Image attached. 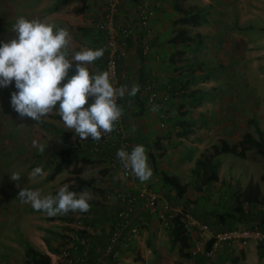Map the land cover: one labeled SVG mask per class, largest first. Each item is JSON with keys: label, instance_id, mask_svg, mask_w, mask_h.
<instances>
[{"label": "crops", "instance_id": "crops-1", "mask_svg": "<svg viewBox=\"0 0 264 264\" xmlns=\"http://www.w3.org/2000/svg\"><path fill=\"white\" fill-rule=\"evenodd\" d=\"M47 1H42L38 8V15L41 16L40 19L47 22H59L60 25L58 27L62 28L65 26V28H70L69 21H72L71 24L75 26L73 36L75 37V41H80L81 43L78 45L76 43L70 49L67 48L69 57L74 52L80 50L81 47L102 48V32L95 30L93 24L102 17L104 9L103 0H82L84 9L81 11L80 19H75L76 16L69 17V14L65 12L67 9L66 4L57 5L58 3H53L43 7L44 2ZM141 2L146 3L152 12L148 19L149 27L145 29L137 25L135 7ZM175 4L179 5L178 9ZM191 6L203 9V12H206V16L204 17L203 15V21L196 25H187L185 27L188 33L201 37L198 40L199 44L194 43L186 46L172 45L170 39L178 28H176V22L181 16L179 10L181 8V10L187 11L188 7ZM238 10L240 13L237 12ZM235 14L237 17H240L238 22L234 21ZM115 20L132 30V34L129 37H125L122 40L119 39V42L124 41L125 43L124 47H120L124 55L118 59L119 73L124 74L125 77L121 81L123 85L131 87L133 84H136L139 87V91L135 95H125L118 98L117 103L122 111L120 121L123 123L125 129L129 151L136 144H143L145 146L153 173L151 178L148 181L141 182L132 173L128 180H121L116 169L112 167L111 154L104 148L94 151L91 138L81 140L71 130H69V137L68 131H63L60 136L61 139L68 138L73 143V146H70L67 151L70 157L67 167L60 170L55 169L57 164L56 159H59V156L56 154L58 149L44 153L50 157L51 161L53 159L54 162L42 163L36 161L43 155L42 153H38L39 157L34 160V163L23 165L25 178H22L26 181L24 183L26 187H29V183L33 181L32 185L34 187L50 184L51 187L56 188L64 177L63 173L69 172V182L67 184H69L70 189L77 193L86 191L90 194V208L87 212L70 211L79 213L76 215L78 216L75 220L76 227L78 228V233L87 238L89 249L93 248V244L89 242L90 238H94L92 242H95L105 237L107 243L116 212L122 207L118 202H109L106 198L104 200V195L107 192L116 190L118 187L133 192L140 185L148 184L159 190L162 202H168L176 210L183 208V201H186L185 199L187 198L183 197V201H177L176 197L173 196V190L160 179L161 174L176 175L182 185L185 186L181 176L178 175L181 167H184V164L180 160L181 157L187 155L189 158L190 155H193V161H195L202 151H207L208 147L216 145L214 142L206 139L205 132L204 136L202 134L197 137L198 134L196 132L203 133V130L200 128H202V123L206 122L205 117L202 118L198 114H194L192 117L185 118L179 116L181 113L177 112V110L170 111L169 107L174 103L172 96L171 98L169 97L170 101H172L168 102L166 106L169 111V117L167 116V121L161 120L160 115H158L159 109H151L146 102V95L142 90V86L147 80L156 81L160 88H158L159 91L164 93L172 91L176 86H180V81L185 74L188 76L187 79H191L192 76L193 81H196L203 74L225 76L226 86H221L219 89L216 88L210 94L209 100L216 106L213 111L216 110L217 113L213 114L211 110L209 111L208 120L211 125L207 126L209 128L208 133L212 134L216 132L215 139H232V143L235 144L240 141L245 133L251 134L248 125L255 123L256 127L262 132L264 139V100L260 103L259 100L255 99V96H248L242 86L253 85L257 82L259 84L258 87L264 91V0H121ZM235 26H238V29L235 30ZM144 44L148 45L146 53H142ZM75 47H78V49H74ZM177 51L182 52L181 56L173 55ZM190 53L192 57L189 56ZM105 54L106 51L90 65L92 72H100ZM176 68H180V71L177 73L178 75H173ZM232 78L236 79L233 80ZM194 91L201 92L199 88H196ZM212 100L215 101L212 102ZM183 102L185 103L186 100L182 101L181 104ZM218 104L224 106L225 110H222L223 114L218 111ZM209 105L212 107L210 103ZM182 106L184 105L182 104ZM197 109H201V107L197 106ZM185 119L187 122L194 123L195 128H192L190 135L194 134L197 141L190 144L193 147L188 148L185 146L184 152H180L179 154V151L172 152L170 149H167L166 144L168 142L171 144L176 138L177 121ZM160 122L165 123L164 126H160ZM213 123H221L222 125L218 128L217 125L213 126ZM178 131L180 130L178 129ZM251 135L254 136L253 134ZM190 139L191 136H188L187 141ZM82 158L88 161L78 163L77 160H81ZM37 166L41 167L43 174L33 176L32 170ZM75 169H80V172H74L73 170ZM224 170V166L219 162L217 169L218 178L215 181L219 185L224 182L222 178ZM232 170L230 168V171ZM239 170V168H235L237 173ZM88 171H98L96 180L93 182V187L97 189L95 190L96 194L92 193L91 189H89L90 191L86 188L82 189V183L78 181L79 179L86 180V173ZM262 172L257 176L258 178H253L247 174L244 175L241 179L242 188L240 190L237 188L231 192V195L235 198V193H238L239 198L249 181L257 183L259 191L262 192L264 185L259 180ZM237 173L231 172L226 176L229 187L233 184L237 186L240 183H237V178L242 175H240V172L239 174ZM60 175L62 176L60 177ZM194 177L196 179L192 183L197 182L199 176L195 174ZM212 183L208 185H212ZM203 186L206 187L207 185ZM200 193L202 192L200 191ZM220 195H225V193H220ZM253 205L248 203L242 205L244 218L247 220L242 223L243 225L247 223L245 225L251 226L257 223L261 216H264V204L260 205L261 207L256 206L252 208ZM35 211V209L25 211L24 218L27 216L41 217V215L49 217L43 211H39V215L33 214ZM198 213L204 221L207 217L211 216L213 218V223L208 224L214 231L241 225L239 221H221L217 218V212L210 213L203 211L200 206ZM177 221L178 218L175 217L172 224L175 225L174 223ZM131 224L139 226L141 235L131 240L127 248L133 247L135 242L139 243L141 247L144 241L149 246L148 248L151 252L156 250L157 244L163 250L162 244L164 243V238L170 241L171 245L176 246V242L174 243L173 240V226L170 229L164 228L155 213L147 211L140 204L134 209ZM81 228H90L99 232L87 234L81 231ZM164 229L168 230L166 234L164 233ZM28 232L30 234L34 231ZM38 235L35 232L33 234L34 238L30 241L28 240L31 245L36 244V236ZM45 244L43 246L46 252V249L55 251L56 247L54 243L51 244L48 240ZM259 244L264 245L263 243ZM259 244L249 240L233 249L224 248L217 254L215 261L219 264H264V255L259 257L264 250V246L259 248ZM176 249L178 251V246ZM184 252H186V249L183 250ZM159 254L164 255L162 251H159ZM120 255L118 254L116 256L117 259L113 260L117 264H122L118 260ZM107 257L110 258V256ZM160 257L162 256L158 258ZM199 260L202 259L198 258L196 262L192 263L195 264ZM202 261L206 264L209 263L204 259Z\"/></svg>", "mask_w": 264, "mask_h": 264}, {"label": "rangeland", "instance_id": "rangeland-1", "mask_svg": "<svg viewBox=\"0 0 264 264\" xmlns=\"http://www.w3.org/2000/svg\"><path fill=\"white\" fill-rule=\"evenodd\" d=\"M42 1L47 0H0V40L7 41L14 36L13 25L18 17L24 16L26 18L35 17L40 19L41 16L38 15V8L40 7V3ZM44 3L45 4H43V7L45 5H51L53 3L57 4L58 0H48ZM82 4H84L82 3V0H70V2L66 3L67 9L65 12L69 14V17L76 16L75 19H80L81 12H78L77 10L81 6H83ZM237 12L240 13L239 10ZM203 15L205 17L206 12H203ZM239 18L240 17H237V15L235 14L234 21L238 22ZM50 23H53L56 26L60 25L59 22L50 21ZM69 23L70 28H66L71 36L68 44V49H70L72 46H75L76 43V45L81 43L80 41H75V37L73 36V30L75 29V26L71 24L72 21H69ZM176 25V28L179 27L178 24ZM236 29H238V26H235V30ZM74 49H78V47H75ZM179 56H181V54ZM189 56L192 57L191 53L189 54ZM179 71L180 68H176V70L173 72V75L177 74ZM187 77L188 76L185 74L183 76L184 79H181V88H179L180 86H176L172 91L170 90L164 93L160 92L161 94H167V100L162 103L160 107H157V109H159L158 115L163 116V118H160L161 120L163 119L167 121V116L169 117V111L166 106L168 102L172 101H170L169 99V97L171 98L172 96L174 103L171 107H169L170 111L177 110V112L179 113L184 112L185 118L192 117L194 114H198L202 118L205 117L206 122H203L202 128H200L203 130V133H199V131L196 132L198 134L197 137L202 134L204 136L205 132V135L207 137L206 139H208V141L210 142H214L219 146L220 139H223H215L216 132L212 134L208 133L209 128L207 126L211 125L208 120L209 111L211 110L213 114L217 113L216 110L213 111L216 106L213 105L214 103H211L209 98L211 91L213 92L216 88L219 89V87L221 86H226L227 82L225 81V76L203 74L200 75L196 81H193L192 77L191 79H187ZM232 79L235 80L236 78ZM148 81L154 80H147L146 82ZM228 82L230 83V81ZM155 83L157 82L155 81ZM242 86L248 96H255V99L259 100L260 103L262 100H264V91H262L261 88L258 87L259 84L257 82L253 85ZM157 87L159 88V85ZM196 88H199L201 92L196 91L193 96H188L186 98L180 96L181 94H189ZM13 91H15L14 83L7 87H0V264H21L23 262V259L25 258L24 242H29L30 240H32L34 238L33 234H35V232L39 235L36 236V244H33L32 246L45 254L49 252L58 255L60 252H62L63 248L67 244L70 234L78 231L75 220L77 219L76 217H78L76 215H78L79 213H73L69 211L65 214H58L49 217H44L43 215H41V217L27 216L24 218L25 211L33 208H30V203H26L25 205V202H22L20 199H18L19 191L22 188H26L29 190L38 188L39 190H36H41L40 193L42 195H54L61 186L69 182V172L63 173L64 177L62 178V181L59 182V185L56 188L51 187L50 184H46L41 187H34L32 185L33 181L29 183V187H26V185H24L26 181L22 178H25L23 165L34 163V160L39 157L38 153H42L43 155L40 156L36 161L42 163L54 162L53 159L51 161L50 157L48 155H45L44 153H49V151H53L55 149L68 151L69 147L73 146V143H71L68 138L61 139L60 136L63 131H68L69 137V130L65 128L55 108L48 115L43 117V120L41 119L40 121L36 122L27 117H18V114L10 105V96ZM231 93L233 92L231 91ZM185 100L186 102L182 103L184 106L181 107V102ZM214 101L215 100H212V102ZM209 103L212 107H210ZM197 106H200L201 109H197ZM217 108L219 109L218 111L223 114L222 110H225L224 106H220L218 104ZM185 121L187 122L186 119ZM187 123L190 125V128L192 130V128L194 127V123ZM164 124L165 123H163V126ZM197 124L199 123L197 122ZM212 125H217L219 128L222 124L213 123ZM254 126L256 127L255 123H250L248 125V129L249 132H251V134L256 137L257 134ZM178 129L180 131H178ZM178 129L175 134L176 138L174 139V141L171 144L170 142H168L166 146L167 149H170L172 152L179 151L180 154V152H184L185 146H187L188 148L193 147V145L190 144L196 142L197 140L194 134L190 135L191 133L188 135L191 136V139L189 141H187L188 136L179 137L178 133L181 132V129L179 127ZM33 140L46 145L44 152H39L35 147H33ZM224 140L229 144H233L232 139ZM238 142H236L235 144H237ZM208 148L210 149V147ZM204 153H206V151H202L198 158H202ZM193 158V155H190L189 158L187 155H185V157L182 156L180 159L181 163L184 164V167H181L180 173L178 175L181 176L182 182L185 184L184 187L186 188V193L184 197H186L189 201L194 200L195 202H202V210L210 213L230 212L232 210L231 207L235 205V198L238 197V193H235L234 198L231 195V192L235 191L237 188H239V190L242 188V177L247 174L253 178H258L257 176L263 171L264 168V157L257 154L253 149L247 150L243 158L224 153L217 156V161H219L225 168L224 172H222V178L224 179V182L219 185L214 181L212 185H207L206 187H204L200 182V172H198L199 177L197 179V182H195L196 185L195 183H192L196 179V177H194L195 174H192V169L194 166ZM59 160L60 159L57 158L56 162L58 163ZM230 168H232L233 170L230 171ZM235 168L240 169L239 172L242 176H237V183H240L237 184V186L236 184H233L231 187H229L228 179L226 176L231 172L236 174L237 172L235 171ZM239 172L237 174H239ZM12 173H19L21 178L17 181L12 180ZM86 174L87 179L91 178L94 182L96 180L98 171H88ZM61 176L62 175H60V177ZM189 182L191 183L189 184ZM200 191L202 193H200ZM92 193L96 194L94 191H92ZM220 193H225V195H220ZM260 205L262 204H254L252 208L256 206L261 207ZM251 211H253V209H251ZM39 213L40 212L36 210L33 214L39 215ZM44 213L47 215L46 212ZM212 219L213 218L210 216L207 217L205 221H207V223H213ZM28 231L34 232L29 234ZM166 231L168 230L164 229L165 234L167 233ZM138 235H141L140 231ZM190 236L189 238L191 240ZM90 239L91 240H89V242H91L90 244H93V248L89 249L90 251L88 256L91 257L93 264L96 263L99 258L103 259V264H116L113 259L111 260L109 257H102L103 249L106 243L105 237H102L99 241L95 242H92L94 241V238ZM48 240L51 244H55V251H50L48 249H46L47 252L45 251V247L43 245H46L45 243ZM163 240L164 243L162 244V247H164V249H160V245L157 244L156 250L152 252L148 248L149 246L146 245V242L144 241L141 247L139 243L136 242L134 243L133 247L129 248L122 247V245L117 246L116 250L118 254H121L118 260L122 264H191L192 262H196V260H198V257H192L189 255L188 249H186V252L183 254H181L179 250L177 251L176 247L179 245V242L177 243L174 240V236L173 240L174 243L176 242V246L171 245V242L166 240V238H164ZM159 251H162L164 255H160ZM159 256H162L163 258H158ZM51 263L60 264L59 262H57V259L54 256L51 257ZM195 264L206 263L202 260H199V262L197 261V263Z\"/></svg>", "mask_w": 264, "mask_h": 264}, {"label": "clouds", "instance_id": "clouds-1", "mask_svg": "<svg viewBox=\"0 0 264 264\" xmlns=\"http://www.w3.org/2000/svg\"><path fill=\"white\" fill-rule=\"evenodd\" d=\"M13 32L11 39L0 40V87L14 83L10 105L18 117L36 122L55 108L65 128L81 140L99 141L102 135L112 132L122 114L118 98L135 95L139 87L117 86L109 71L90 70L104 49L81 47L69 57V31L35 17H18ZM32 145L39 152H44L46 147L36 140ZM116 157L139 181L151 178L152 168L143 144L134 145L131 151L120 148ZM42 174L39 166L32 170L33 176ZM20 178L19 173L11 175L12 180ZM18 199L48 216H55L69 211L87 212L91 196L86 191L77 193L64 184L54 195L22 188Z\"/></svg>", "mask_w": 264, "mask_h": 264}, {"label": "built area", "instance_id": "built-area-1", "mask_svg": "<svg viewBox=\"0 0 264 264\" xmlns=\"http://www.w3.org/2000/svg\"><path fill=\"white\" fill-rule=\"evenodd\" d=\"M120 2L121 0H103L102 17L93 24L95 30L102 32V48L106 51L100 71H109L112 81L117 86L123 85L121 80L125 78L124 74L119 73L118 68V59L124 55L120 47H124L125 44L124 41L119 42V39L122 40L132 34L130 28L124 27L115 20ZM135 11L137 14V25L144 29L149 27L148 19L152 13L149 6L144 2L138 3ZM147 49L148 45L144 44L142 53H146ZM142 90L151 109H157L167 100V94L160 93L155 81H148L143 84ZM160 118H163V116H160ZM159 125L163 126V122H160ZM91 143L94 151L104 148L111 154L112 167L116 169L121 180H128L131 177V170L123 167L116 157V152L120 148H125L129 151L126 133L120 118L114 123L112 132L102 135L99 141L91 139ZM105 198L109 202H118L122 207L116 212L107 243L103 249V258L110 256V258L116 260V256H118L116 247L122 245V247L127 248L131 240L137 238L140 228L132 225L131 219L138 204L142 205L147 211L155 213L157 219L164 227L170 228L173 225L174 218L177 217L184 232L189 234V236L193 235L190 236L189 255L192 257L203 256L209 264H219L215 261V258L224 248L233 249L249 240L257 244H264V229H251L244 225H237L228 229L214 231L205 221L190 215L183 208L176 210L168 202H162L159 190L148 184L140 185L133 192L118 187L116 190L107 192ZM80 230L87 234L99 232L90 228H81ZM208 242H210V245L207 247ZM88 254V240L78 231L70 234L67 244L58 255L47 253L50 260L54 256L60 264H85ZM103 262V259L99 258L94 264H103Z\"/></svg>", "mask_w": 264, "mask_h": 264}, {"label": "trees", "instance_id": "trees-1", "mask_svg": "<svg viewBox=\"0 0 264 264\" xmlns=\"http://www.w3.org/2000/svg\"><path fill=\"white\" fill-rule=\"evenodd\" d=\"M70 2V0H58L57 5H64L66 3ZM177 9L179 8L178 4H175ZM84 9V6H81L77 11L81 12ZM181 16L177 20V24L179 27L176 29L175 33H173V36L170 39V43L172 45H192V44H199L198 40L201 38L200 36L195 34L188 33V30L185 28L187 25H196L204 20L203 17V9L196 8L195 6L188 7L186 10H179ZM182 52H175L173 55L179 56ZM172 55V56H173ZM191 75V74H190ZM192 77V76H191ZM181 88V86L179 87ZM196 93V91H192L189 94H181L180 96L188 97L193 96ZM181 107L182 104H181ZM181 117H184L185 113L181 112ZM176 125L181 129V132L178 133L179 137H187L191 132L190 125L185 120H179L177 121ZM256 129V137L252 136L250 133H245L240 141L237 144H229L225 140H220L219 146L218 145H212L206 153H204L202 158H197L194 161V166L192 169V174H198L200 172V182L202 185H208L212 183L213 181L217 180V169L219 166V161H217V156L221 154H232L237 157L243 158L245 156V152L249 149H253L257 154L264 157V139L262 136V132L259 130L258 127H255ZM56 154L59 156V162L56 164L55 169L60 170L69 165L70 157L67 154V151L57 150ZM78 163L81 162H87L88 160H85V158H82L81 160H77ZM76 173L80 172V169L73 170ZM79 179V178H78ZM165 185H168L174 192V197H176V200L183 201V197L186 193V188L182 185L179 178L176 175H168V174H161L160 178ZM259 180L264 185V168L263 172L259 177ZM80 183H82L81 188H88L95 192L97 190L93 187V180L90 179H79ZM183 201V209L188 212L190 215L203 220L198 213L199 206L202 208V202H195L194 200H187ZM248 203V204H264V189L262 192L259 191V187L257 183H254L253 181H249L247 185L244 187L240 197L236 198L235 205L231 207L230 212H222L218 213L217 218H219L221 221L226 220H232V221H239L244 223V221H247L244 218L242 205ZM204 221V220H203ZM243 221V222H242ZM178 222V221H177ZM174 223L175 225H172V233L174 234V240L176 242H179L178 250L181 254H183L184 249H188L191 242L189 238V234L185 233L182 229L180 223ZM206 222V221H205ZM207 223V222H206ZM208 224V223H207ZM247 224V223H245ZM246 227H249L251 229H264V216H261L257 223L253 225H245ZM210 226V225H209ZM231 228V227H230ZM210 245V242L207 243V247ZM262 244H259L258 247L262 248ZM24 253L25 258L23 259V262L21 264H51L50 257L34 248L29 242H24ZM185 253V252H184ZM185 255V254H184ZM264 255V250L261 252L259 257H262ZM199 259L207 260L203 256H199ZM197 258V259H198ZM112 259V258H111ZM85 264H93V261L91 257L86 258ZM117 264V263H116ZM209 264V263H208Z\"/></svg>", "mask_w": 264, "mask_h": 264}]
</instances>
